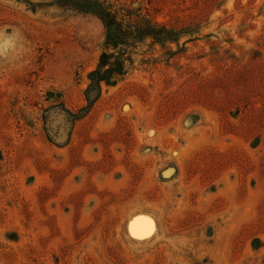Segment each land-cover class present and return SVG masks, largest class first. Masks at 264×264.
<instances>
[{
  "label": "rangeland",
  "instance_id": "374dc122",
  "mask_svg": "<svg viewBox=\"0 0 264 264\" xmlns=\"http://www.w3.org/2000/svg\"><path fill=\"white\" fill-rule=\"evenodd\" d=\"M118 1L0 0V264H264V0Z\"/></svg>",
  "mask_w": 264,
  "mask_h": 264
},
{
  "label": "trees",
  "instance_id": "16d2710c",
  "mask_svg": "<svg viewBox=\"0 0 264 264\" xmlns=\"http://www.w3.org/2000/svg\"><path fill=\"white\" fill-rule=\"evenodd\" d=\"M57 5L64 11L95 16L102 23L105 50L100 65L104 67L109 64L111 50H121L147 39L164 45L180 34L153 23L140 9H129L118 0H57Z\"/></svg>",
  "mask_w": 264,
  "mask_h": 264
},
{
  "label": "bare ground",
  "instance_id": "6f19581e",
  "mask_svg": "<svg viewBox=\"0 0 264 264\" xmlns=\"http://www.w3.org/2000/svg\"><path fill=\"white\" fill-rule=\"evenodd\" d=\"M139 218H143V217H139ZM139 218H137V219H139ZM135 221V220H134ZM149 221V220H148ZM151 223H153L152 221H151ZM150 223V221H149V223H148V225H147V227H145L142 231H141V233L139 234V235H142V234H144V233H146V232H148V229H149V224H151ZM153 225V224H152ZM151 225V226H152ZM152 228V227H151ZM151 230V229H150ZM149 233H151V232H149ZM148 235V234H147ZM144 236H146V235H144Z\"/></svg>",
  "mask_w": 264,
  "mask_h": 264
},
{
  "label": "water",
  "instance_id": "95a60500",
  "mask_svg": "<svg viewBox=\"0 0 264 264\" xmlns=\"http://www.w3.org/2000/svg\"><path fill=\"white\" fill-rule=\"evenodd\" d=\"M66 113V112H65ZM69 114L68 113H66V116H68ZM69 117V116H68ZM62 134L65 136L66 135V132H65V130L63 129L62 130ZM134 220V219H133ZM153 221V220H152ZM148 231H150V229L148 230ZM146 235V234H145Z\"/></svg>",
  "mask_w": 264,
  "mask_h": 264
}]
</instances>
